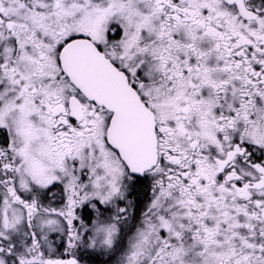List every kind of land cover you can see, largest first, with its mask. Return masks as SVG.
Masks as SVG:
<instances>
[{
  "label": "snow or ice",
  "instance_id": "1",
  "mask_svg": "<svg viewBox=\"0 0 264 264\" xmlns=\"http://www.w3.org/2000/svg\"><path fill=\"white\" fill-rule=\"evenodd\" d=\"M0 264H264V0H0Z\"/></svg>",
  "mask_w": 264,
  "mask_h": 264
}]
</instances>
